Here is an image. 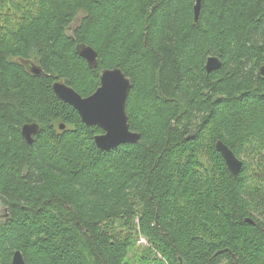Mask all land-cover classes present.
Listing matches in <instances>:
<instances>
[{
    "label": "trees",
    "instance_id": "1",
    "mask_svg": "<svg viewBox=\"0 0 264 264\" xmlns=\"http://www.w3.org/2000/svg\"><path fill=\"white\" fill-rule=\"evenodd\" d=\"M194 5L0 0V264H264V0ZM107 69L139 140L100 151L52 84L85 98Z\"/></svg>",
    "mask_w": 264,
    "mask_h": 264
},
{
    "label": "water",
    "instance_id": "2",
    "mask_svg": "<svg viewBox=\"0 0 264 264\" xmlns=\"http://www.w3.org/2000/svg\"><path fill=\"white\" fill-rule=\"evenodd\" d=\"M200 11V0H195L193 7L194 20L197 21ZM77 54L86 61L90 69H95L96 52L85 45L76 47ZM28 70L31 74L39 76L40 69L28 62ZM220 60L216 57H209L205 63L207 73L220 68ZM260 75L264 77V66L260 68ZM113 82L118 86L113 87ZM130 80L119 69L103 70L99 75V86L88 97H81L72 88L62 81H55L52 84V91L62 102L70 105L79 115L87 127H99L102 133L93 139L96 148L100 151L111 150L121 144L136 143L139 135L133 133L128 127V118L125 111L126 100L130 91ZM63 125L59 126L62 130ZM38 133L36 124L25 125L21 128V135L28 144L32 143L33 135ZM216 151L221 155L228 171L237 176L242 162L234 153L221 141L215 144ZM247 223L252 224L250 220ZM11 264H26L19 251L14 252Z\"/></svg>",
    "mask_w": 264,
    "mask_h": 264
},
{
    "label": "rangeland",
    "instance_id": "3",
    "mask_svg": "<svg viewBox=\"0 0 264 264\" xmlns=\"http://www.w3.org/2000/svg\"><path fill=\"white\" fill-rule=\"evenodd\" d=\"M139 243H140V244H143V245H146V243H145L144 240H141Z\"/></svg>",
    "mask_w": 264,
    "mask_h": 264
},
{
    "label": "snow or ice",
    "instance_id": "4",
    "mask_svg": "<svg viewBox=\"0 0 264 264\" xmlns=\"http://www.w3.org/2000/svg\"><path fill=\"white\" fill-rule=\"evenodd\" d=\"M113 87H116V86H118L115 82H113V85H112Z\"/></svg>",
    "mask_w": 264,
    "mask_h": 264
}]
</instances>
